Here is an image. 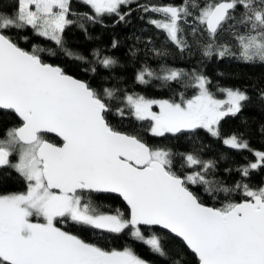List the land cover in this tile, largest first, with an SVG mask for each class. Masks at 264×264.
<instances>
[{
    "label": "snow or ice",
    "instance_id": "obj_1",
    "mask_svg": "<svg viewBox=\"0 0 264 264\" xmlns=\"http://www.w3.org/2000/svg\"><path fill=\"white\" fill-rule=\"evenodd\" d=\"M15 2L13 12H0V110L12 111L21 123L0 139V168L14 169L27 190L0 195V264H148L130 247L105 250L56 226L68 221L112 234L129 230L134 241L166 259L162 238L152 231L157 226L180 238L198 264H264V186L252 188L243 182L251 172L264 168V151L252 150L242 135L223 139L228 148L253 151L255 156L254 162L236 169L242 180L230 188L208 178L215 170L214 161L202 160L192 152L177 154L152 147L138 135L116 130L107 119L112 108L106 101H118L117 114L149 122L148 131L154 137L203 129L219 138L221 120L240 113L251 99L248 93L222 86L213 92L211 80L200 72L166 66L157 71L147 65L137 71L136 83H177L194 88L196 94L187 98L181 92L179 100H156L118 88L98 91L45 62L40 53L55 55L52 49L34 45L28 51L5 34L30 27L69 58L89 63L86 56L65 47L63 33L76 23L68 17L77 15L71 12L70 0ZM81 2L92 14H79L80 19L100 23L107 15L120 23L127 22L136 0ZM137 9L159 16L147 22L163 31L181 52L191 50L185 35L188 28L205 57L264 63V0H204L202 6L197 0L137 3ZM238 9L242 11L237 15ZM225 25L238 52L217 41ZM79 27L87 32L83 23ZM205 37L207 42L201 44ZM116 46L113 41L112 47ZM91 56L93 65L106 70L118 64L98 49ZM88 70L95 74L98 69L93 66ZM217 92L226 98H218ZM259 98L264 101V92ZM48 134H55L60 143L50 142ZM13 154H18L15 163L10 159ZM174 155L181 157L183 167L193 170L178 174ZM190 185H203L209 194L223 192L227 196L239 191L244 199L220 207L206 206ZM91 193L117 194L126 202L128 214L119 208L103 211L107 206L95 204ZM173 264L182 261L176 258Z\"/></svg>",
    "mask_w": 264,
    "mask_h": 264
},
{
    "label": "trees",
    "instance_id": "obj_2",
    "mask_svg": "<svg viewBox=\"0 0 264 264\" xmlns=\"http://www.w3.org/2000/svg\"><path fill=\"white\" fill-rule=\"evenodd\" d=\"M180 2L181 0H136V3L131 5L133 11L127 17V22L117 23L115 16L105 15L102 17V22L91 23L79 18V14L85 12L92 14L90 7L83 4L81 0H70L71 12L77 15L68 17L76 23L68 26L63 33L65 47L74 53L86 56L89 63L69 58L54 42L35 35L30 27L9 30L5 34L9 35L18 46L28 51H31L34 45L44 49H52L55 55H50L48 51L40 53L45 62L61 67L65 73L88 82L98 91L104 87H110L129 93H137L149 99L176 100H179V93L181 92L187 98L196 93L194 88H184L177 83L163 85L161 81L157 80H153L147 85L136 83V73L145 65L157 71L161 66L183 69L187 72L195 70L211 80L212 83L209 87L213 92H216L218 86L245 90L251 99L244 104L242 111L236 116H228L221 120L219 138L212 137L203 129H198L195 133L185 132L175 136L167 134L165 137H154L148 131L149 122L136 121L130 116L121 117L116 112V108L121 106L119 102L106 101L112 108L107 119L116 130L138 135L152 147L170 149L177 154L192 152L202 160L214 161L215 170L209 173L208 178L231 188L237 181L242 180L236 169L253 162L255 156L253 151H238L228 148L222 143V138L233 134L242 135L252 150L264 151V101L259 98L260 92H264V63H244L231 57L219 59L215 55L211 58L205 57L200 47L194 43L189 35L190 29L188 28L185 29V35L191 45V50L181 52L166 39L163 31L157 30L147 22L150 18L159 19V16L153 13L144 14L137 9V3L161 5L179 4ZM197 2L202 6L204 0H197ZM15 7V0H0V12H13ZM121 10L124 11L125 9L122 8ZM240 11L242 9L237 10V15ZM142 16L143 18H141ZM81 23L85 25L87 32L79 27ZM24 37H27V40ZM113 41L117 42L115 48L112 47ZM217 41L231 45L233 51H239L227 25L218 34ZM206 42V37L201 39V44ZM96 49L100 50L102 55L114 57L118 61L117 66L111 70H106L98 65H93L91 52ZM155 50L164 54L156 55ZM93 66L98 69L95 74L88 70ZM216 94L222 95L218 92ZM19 124L20 121L12 111L0 110V139L4 138L8 129ZM46 138L53 143H59L53 136L47 135ZM15 157L16 154L10 157L12 162ZM182 163L181 157L174 155L173 167L178 174H185L193 170L183 167ZM243 182L248 183L252 188L264 186V168L251 172L250 176ZM26 187V182L14 169L0 168V194L23 191ZM190 189L200 198L202 203L212 207H220L229 201L238 202L244 199L239 191L226 196L223 192L209 194L203 185H190ZM90 196L95 204L107 206L102 208L103 211L119 208L127 215V209L118 196L110 193H91ZM56 226L105 250H121L130 247L149 264H173L176 258L181 259L182 264H198L194 255L184 247L180 240L156 227L152 231L162 238L167 259L152 253L142 243L134 241L129 235V230H125L121 234H112L91 227L75 225L71 221L59 222ZM144 231L147 235L148 230L145 229Z\"/></svg>",
    "mask_w": 264,
    "mask_h": 264
},
{
    "label": "water",
    "instance_id": "obj_3",
    "mask_svg": "<svg viewBox=\"0 0 264 264\" xmlns=\"http://www.w3.org/2000/svg\"><path fill=\"white\" fill-rule=\"evenodd\" d=\"M48 63V62H47ZM53 65V64H52ZM54 66H57V65H54ZM66 74H68V73H66ZM68 75H70V74H68ZM72 76V75H71ZM74 77V76H73ZM74 78H76V77H74ZM76 79H79V78H76ZM79 80H81V79H79ZM83 81V80H82ZM14 115L16 116V114L14 113ZM17 117V116H16ZM18 118V117H17ZM18 120H19V118H18ZM20 121V120H19ZM21 123V122H20ZM17 126H19V125H17ZM48 135H50V136H53V137H55L58 141H59V143H60V140H59V138L58 137H56L55 136V134H48ZM51 142V141H50ZM58 144V143H57ZM114 195H116V196H118L117 194H114ZM119 197V196H118ZM120 198V200L123 202V204H124V206L126 207V209H127V214H128V211H129V209H128V206H127V204H126V202L125 201H123V199L121 198V197H119ZM238 202H240V201H238ZM206 205V204H205ZM206 206H209V205H206ZM212 207V206H211ZM156 228H158V229H160V230H163V229H161V228H159L158 226L156 227ZM163 231H165V232H167L168 234H170V235H172L173 237H175V238H177L178 240H180L181 242H182V240L180 239V238H178V237H176L174 234H171V233H169L167 230H163ZM182 244L184 245V247L191 253V254H193L187 247H186V245L182 242ZM194 255V254H193ZM194 257H195V255H194ZM195 259L197 260V263H198V259L195 257Z\"/></svg>",
    "mask_w": 264,
    "mask_h": 264
},
{
    "label": "rangeland",
    "instance_id": "obj_4",
    "mask_svg": "<svg viewBox=\"0 0 264 264\" xmlns=\"http://www.w3.org/2000/svg\"><path fill=\"white\" fill-rule=\"evenodd\" d=\"M196 94V93H195ZM194 94V95H195ZM218 96V98H221V99H223V98H226V97H224L223 95H217ZM156 100H162V99H156ZM155 107V106H154ZM153 110L154 111H158V108H153ZM227 137H230V136H227ZM227 137H223L222 139H224V138H227ZM18 161V154H16V157H15V160L13 161V163H15V162H17ZM255 161V160H254ZM253 161V162H254ZM26 190H27V188L24 190V191H22V192H15V193H8V194H3V195H9V194H16V193H23V192H26ZM36 219L37 218H35V217H33V221L34 222H36ZM39 222H43L42 220H40ZM63 230V229H62ZM87 243V242H86ZM121 250H123V249H121ZM144 260V259H143ZM146 261V260H145ZM148 264H149V262H148Z\"/></svg>",
    "mask_w": 264,
    "mask_h": 264
},
{
    "label": "flooded vegetation",
    "instance_id": "obj_5",
    "mask_svg": "<svg viewBox=\"0 0 264 264\" xmlns=\"http://www.w3.org/2000/svg\"><path fill=\"white\" fill-rule=\"evenodd\" d=\"M26 188H27V187H26ZM26 188H25V189H26ZM25 189H24V190H25ZM24 190H23V191H24ZM19 192H22V191H19ZM10 193H15V192H10ZM6 194H8V193H6ZM0 195H3V194H0Z\"/></svg>",
    "mask_w": 264,
    "mask_h": 264
}]
</instances>
